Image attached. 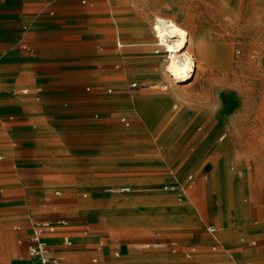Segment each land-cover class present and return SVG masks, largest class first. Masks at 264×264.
I'll use <instances>...</instances> for the list:
<instances>
[{"label": "rangeland", "instance_id": "1", "mask_svg": "<svg viewBox=\"0 0 264 264\" xmlns=\"http://www.w3.org/2000/svg\"><path fill=\"white\" fill-rule=\"evenodd\" d=\"M35 1L34 40L0 67V259L30 262V221L63 218L74 264L93 263L98 237L120 253L93 264H229L233 250L264 264V0ZM155 15L189 19L219 47L183 87L163 72Z\"/></svg>", "mask_w": 264, "mask_h": 264}, {"label": "crops", "instance_id": "2", "mask_svg": "<svg viewBox=\"0 0 264 264\" xmlns=\"http://www.w3.org/2000/svg\"><path fill=\"white\" fill-rule=\"evenodd\" d=\"M83 2L85 0H82ZM46 5L51 4L50 2H45ZM42 4H38L35 0H0V67H14L16 66V59L17 57L24 55L26 49L25 45L29 44L34 40L32 37L31 32L25 30V26L23 25L25 19V15L32 9H41ZM56 9L50 10V14H52ZM56 100L54 99V102ZM126 186V185H121V186H110L118 189L119 187ZM109 187V186H106ZM104 187V191L105 188ZM128 187V186H127ZM249 194L252 192V189L249 188ZM119 191L115 190L114 192ZM128 191V190H127ZM108 192V191H106ZM122 192V191H119ZM112 193V192H111ZM183 195L184 193H180ZM244 201V200H242ZM249 210H254L256 208V198L254 200L253 196L249 195V197L244 201ZM58 219H63V218H58ZM52 220V219H51ZM56 220V219H54ZM31 222V221H30ZM213 224V223H210ZM214 225V224H213ZM216 244L221 245L222 244V237L219 232V229L216 227ZM212 238L211 245L214 243L213 236L211 235L210 232H208ZM29 234H30V224L29 227L26 229V239H25V244H26V249H27V244H28V239H29ZM67 234L70 238L69 231L67 229V225L65 227H61L57 229L54 233L49 234V240L50 243L53 247V252L56 254H63L65 258V263L66 264H74L72 261L69 260V255L68 252L70 249L73 247V239L72 244L70 246H65L62 243V235ZM155 239V238H154ZM22 239L18 238L17 242L21 243ZM155 242H160L162 243L163 246V241L160 238H157L152 242V245L154 246ZM110 243L108 240L102 237H98L93 246L90 248L93 251H95L92 256H91V262L96 263L99 261L100 258L104 259H109L111 256H117L120 253V247L119 246H113L110 247L108 246ZM170 244L172 246V252H175L177 249V242L176 241H170ZM254 245V243L252 242ZM154 247H161V246H154ZM193 247V248H192ZM211 247V246H210ZM236 247V246H235ZM88 248V247H87ZM194 250V245L190 247V249ZM256 248L258 251H263V245H256ZM189 249V250H190ZM232 249V248H231ZM240 251H242L243 246L239 247ZM193 250L189 251L186 256L190 257V253L194 252ZM211 250H215L212 249ZM233 250V249H232ZM28 252V251H27ZM236 254L235 250L229 252V259L230 263L229 264H251L250 258H248L245 261L242 260H232L234 259L233 255ZM30 257V256H29ZM31 259V258H30ZM1 264H6V260L3 259V257L0 259ZM92 263V264H93ZM201 263H207V264H223L219 263V261L216 260H210V261H203ZM200 263V264H201ZM20 264H39L37 261H34L31 259V261H21ZM80 264V263H78ZM82 264H91V263H82ZM227 264V263H226Z\"/></svg>", "mask_w": 264, "mask_h": 264}, {"label": "bare ground", "instance_id": "3", "mask_svg": "<svg viewBox=\"0 0 264 264\" xmlns=\"http://www.w3.org/2000/svg\"><path fill=\"white\" fill-rule=\"evenodd\" d=\"M96 10L97 9L94 6V7H92L90 9V11H91L90 13H96ZM186 18H188V17H186ZM117 25H119V24H117ZM117 28H119V27H117ZM121 29H123V28H121ZM124 30L127 31L126 29H124ZM151 30H152V34H151L152 41L155 42L157 45H159V47L161 48V52H163V62H162L163 72L165 73V76H166V78L168 80V83L174 88H180V87H183L184 85L190 83L193 80L194 76L196 75L197 70L198 69H205V67L207 66V64L209 62V57H210V50L212 48H219V47H216L214 44H211L210 41L206 40L204 37H202L201 34H199L195 24H193V22L191 20H189V19H187L185 24H181V23L177 22L176 20H174L173 18L165 17V16H162V15H155L153 17L152 22H151ZM120 32H122V31H120ZM82 42H86V41H82ZM103 43H105V42H103ZM103 43H101V45ZM116 43L119 46L123 45V42L120 39H118ZM146 47H148L147 44H146ZM148 48H150V47H148ZM153 52H159V49H155ZM78 62H80V61H78ZM149 66L150 67H157L156 60H151ZM162 87L166 89V88H168V85L166 83H162ZM135 112L138 113L137 111H135ZM140 118H141V116H140ZM173 159H175V158H173ZM211 170L213 171V169H211ZM201 192H203V191H201ZM202 195H204V194H202ZM191 197H193V200L195 202H196V200L199 199V197L197 196V194H196V192L194 190H189L186 193V203H185L189 207L191 205H190V202L188 201V199L190 200ZM199 205L201 207V204H199ZM89 209H91V208H89ZM173 216H175V215H173ZM228 223L229 222H227V224Z\"/></svg>", "mask_w": 264, "mask_h": 264}, {"label": "built area", "instance_id": "4", "mask_svg": "<svg viewBox=\"0 0 264 264\" xmlns=\"http://www.w3.org/2000/svg\"><path fill=\"white\" fill-rule=\"evenodd\" d=\"M120 120L128 125V121L125 117H121ZM222 138V137H221ZM168 190H181L182 185L180 183H172L165 186ZM115 190L127 191L129 187L122 186L118 189L114 187H106L105 191L114 192ZM264 191V188H263ZM67 225V220L65 219H56V220H46V219H37L30 222V234L27 244V251L30 258L34 261H37L39 264H66L63 254H56L53 252V247L49 240V234L54 233L57 229L65 227ZM207 231L211 233L214 239V243L211 248L215 249L216 244V226L209 224ZM62 243L65 246H70L72 244L71 238L64 234L62 235ZM154 246H162V243L155 242ZM207 264V263H201Z\"/></svg>", "mask_w": 264, "mask_h": 264}]
</instances>
